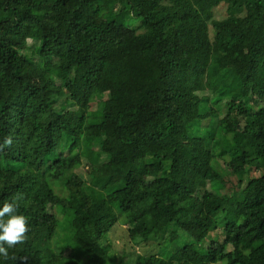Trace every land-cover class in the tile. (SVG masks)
Listing matches in <instances>:
<instances>
[{"label": "trees", "instance_id": "trees-1", "mask_svg": "<svg viewBox=\"0 0 264 264\" xmlns=\"http://www.w3.org/2000/svg\"><path fill=\"white\" fill-rule=\"evenodd\" d=\"M262 98L264 0H0V264H264Z\"/></svg>", "mask_w": 264, "mask_h": 264}, {"label": "rangeland", "instance_id": "rangeland-1", "mask_svg": "<svg viewBox=\"0 0 264 264\" xmlns=\"http://www.w3.org/2000/svg\"><path fill=\"white\" fill-rule=\"evenodd\" d=\"M226 14V5H221L217 11H216V17L221 18L224 17ZM26 52L29 55H32L31 50H26ZM35 57L36 55H32ZM36 59V57H35ZM35 82H38L37 78H34ZM252 96H257V91L253 90L251 92ZM204 103L197 101L195 102L196 107L202 106ZM261 107H264V98L261 99ZM93 109V108H92ZM181 118L184 122L187 121V119L193 118V116H198L201 112L198 110L196 111L193 108H184L181 110ZM245 123L244 118L241 119V124L243 125ZM224 161V159H220L219 162ZM221 164L226 167H228L225 163L221 162ZM229 168V167H228ZM242 170V164L238 165V169ZM230 169V168H229ZM226 188L224 189L225 193L232 194L234 190L238 189V178L234 175L226 176ZM129 223H124L122 221L121 224L114 227V229L110 233V237L107 236L106 239L103 240V244L105 246L111 245L113 249L116 251L122 252L126 256V260H129L130 262H133L135 258L139 254L145 255L149 253H158V245L155 241L151 243L145 244L144 242L140 241V237L132 239L129 235ZM219 230L213 232L212 238L217 240H223L224 235L221 234V228H218ZM183 234V233H181ZM185 241L183 239H180L177 241V245L175 247H180ZM172 250H175L174 247L171 248ZM118 258V256H117Z\"/></svg>", "mask_w": 264, "mask_h": 264}, {"label": "clouds", "instance_id": "clouds-1", "mask_svg": "<svg viewBox=\"0 0 264 264\" xmlns=\"http://www.w3.org/2000/svg\"><path fill=\"white\" fill-rule=\"evenodd\" d=\"M6 143H11V140ZM27 231V219L18 212L16 202L13 200L0 204V255L6 256L8 249L22 241Z\"/></svg>", "mask_w": 264, "mask_h": 264}]
</instances>
